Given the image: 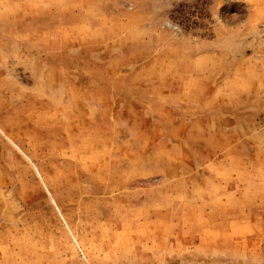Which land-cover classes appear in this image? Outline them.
Returning a JSON list of instances; mask_svg holds the SVG:
<instances>
[{"label":"rangeland","instance_id":"374dc122","mask_svg":"<svg viewBox=\"0 0 264 264\" xmlns=\"http://www.w3.org/2000/svg\"><path fill=\"white\" fill-rule=\"evenodd\" d=\"M0 264H264V0H0Z\"/></svg>","mask_w":264,"mask_h":264},{"label":"crops","instance_id":"0c3cea01","mask_svg":"<svg viewBox=\"0 0 264 264\" xmlns=\"http://www.w3.org/2000/svg\"><path fill=\"white\" fill-rule=\"evenodd\" d=\"M89 2L91 1V0H88ZM92 1H95V0H92ZM203 180H205V176H202V177H200L199 178V182L198 183H201ZM197 183V184H198ZM200 186H202V185H200ZM164 188V190L166 189V188H168L167 189V191H170V187L169 186H166V187H163ZM201 190V196H200V198L199 199H191L190 198V196L189 195H187L186 197H185V201H182L181 203H179V205L178 206H175L176 205V203H171V208H172V210H173V212L176 214H178V213H183V211H184V209H186V211L184 212L185 213V218L186 219H188V220H191V218H193V217H191L192 215H191V213L192 212H190L191 210V206L192 205H195V206H199V207H204V208H210V204H209V202H210V195H208V190L207 191H205V190H202V189H200ZM156 202H160V203H164V202H166L167 203V201H165V199H161V200H159V199H156ZM178 202V201H177ZM207 203V204H206ZM181 204H184V205H182V206H186V207H181ZM218 210H219V208H218ZM176 214V215H177ZM203 215H204V213H202ZM178 217V219H182V214H179V216H177ZM223 220V219H222Z\"/></svg>","mask_w":264,"mask_h":264}]
</instances>
